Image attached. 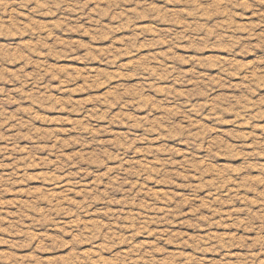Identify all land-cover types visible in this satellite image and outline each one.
Wrapping results in <instances>:
<instances>
[{
    "label": "rangeland",
    "instance_id": "obj_1",
    "mask_svg": "<svg viewBox=\"0 0 264 264\" xmlns=\"http://www.w3.org/2000/svg\"><path fill=\"white\" fill-rule=\"evenodd\" d=\"M4 3L0 236L12 229L24 239L15 252L0 249V264H251L247 215L264 222V87L258 81L247 94L241 88L249 76L257 80L246 66L264 60V47L253 41L248 50L229 37L233 28L249 33V24L223 19L219 0H12L7 12ZM161 63L173 78L161 70L156 93L140 87L144 77L135 71H121L138 65L157 72ZM229 67L234 72L224 83ZM121 94L150 106L153 128L165 127L163 113L190 104L185 124L207 132L205 146L189 151L179 121L167 143L144 144L149 109L121 111ZM246 103L256 105L247 108L250 118L233 110ZM105 110L110 119L102 118ZM98 129L127 152L122 175L109 179L121 167L115 153L105 168L90 144L81 146ZM149 147L175 155L161 169L160 160L144 155ZM61 155L80 161L63 178L54 177Z\"/></svg>",
    "mask_w": 264,
    "mask_h": 264
},
{
    "label": "clouds",
    "instance_id": "obj_2",
    "mask_svg": "<svg viewBox=\"0 0 264 264\" xmlns=\"http://www.w3.org/2000/svg\"><path fill=\"white\" fill-rule=\"evenodd\" d=\"M30 0H25V3H29ZM170 3L175 4L176 0H169ZM12 4V0H5V3L3 4V10L5 12L10 10ZM219 6L222 10H226L225 15L222 17L223 19H228L231 17L232 19L240 18L244 22L249 24L250 32L245 34H240L236 32V30L233 28L229 32V37L237 39L239 41V44L241 47L244 46V44L248 45V50H254L253 49V41L258 42V46L264 47V0H219ZM193 11H195L193 9ZM199 15V13H196ZM221 17H217L216 19H220ZM212 20H205V24H211ZM235 47H233L232 51L229 53L230 55L235 54ZM248 59H251L250 57ZM157 72H151L148 71L145 73V71L140 68L138 65L133 66H125L121 69V71H135V73L138 76L144 77V79L141 81L140 87L143 90H146L149 93H156L159 88V75L158 73L163 70L167 73V78L172 79L173 73L168 70L167 67L163 63L158 64L157 66ZM179 68L180 66L177 65ZM190 67L195 68L194 65H190ZM227 67V66H226ZM256 70L258 72L257 80L251 79L249 76L248 79L244 81V84L247 85V87L242 86L241 92L247 94L250 90L253 89V86L257 84L259 81L260 87H264V60H262L259 64L255 65H249L246 66V71L248 73H251L253 70ZM201 70L199 68H195V73H199ZM234 72L233 69L230 67L227 68V71L224 72V76L221 77V81L224 83H228L227 77L232 75ZM183 75V73H181ZM191 79H193L196 87H201V81L198 76L195 74L190 76ZM181 86H185L188 83L187 79H182L179 81ZM230 86V84H229ZM143 94V93H142ZM171 95L173 98L176 97V93L173 90L171 92ZM169 99L167 96H165L162 99V103L166 104L169 103ZM119 105H122L121 111H123L125 108L130 109V107H137V108H146L149 109V120L147 122L142 121V125L145 129L144 132V144H151L154 141H159L161 144L167 143L171 137H170V131L176 127L177 121L183 127L180 129V135L181 138L187 137L191 142L188 145V150L193 151V149L197 147V144L200 145L201 148L205 146L207 132L196 129L195 132L193 131L192 124L194 122L190 121L189 123L185 124V114H190L194 109L193 107L189 105H181L183 107V111H179L178 109H174L172 112H165L159 117V123L161 125H164V128H153L151 124V117L152 114L150 113V106L143 104L142 101L139 100L138 97H131L126 98L123 94H121L120 100L116 102ZM179 103V101H177ZM256 105H248L247 103L242 106H236L233 104V110L237 113H243L244 118H250L251 114L247 111L248 107H255ZM203 104H197L196 109L202 110ZM98 112V110H97ZM199 114V112H197ZM93 119H96V115H92ZM102 118L110 119L109 111L105 110L104 116ZM99 136H94L91 134V130L88 132L87 138H81L80 144L83 147L86 144H90L93 149H95L97 155L99 158L104 161V167H108V158L112 153L116 154V158L119 160L121 167L119 168H113V170L109 173V179L111 176L115 175H122L123 173V161L125 158V152L123 155L120 154L121 149L118 148L115 144H108L107 139H104L105 132L98 129ZM153 132H155V135H151ZM129 135H133L132 127L129 126ZM137 140H139V137H136ZM127 144H130L131 141H127ZM214 147V146H213ZM132 151L134 152L135 149L133 148ZM62 153V150H61ZM58 153V154H61ZM107 154V155H106ZM144 155L153 157L154 159H158L161 161V164L159 167L161 169L166 168L167 164L171 163L172 158L174 157V153L168 157H163L159 153L156 152L154 148H145L144 149ZM251 155V153H249ZM209 158H211V149L209 150ZM235 163H239V161H236ZM80 161L78 158H73L72 161L64 160L62 155L61 159L55 163V174H59L61 178L64 177V175L67 172H70L73 170L74 165H79ZM134 166V165H133ZM154 166H157L154 164ZM94 171L99 172V169H94ZM79 174V172L77 173ZM158 175H164V172L161 171L158 173ZM53 177V178H54ZM127 177L122 176L121 181L118 182L120 186L123 185V179H126ZM135 178V177H133ZM101 180H104V177L100 178ZM146 179V177H145ZM247 220L251 222V228L252 231L249 233H246L245 235L249 237V239H246L244 242V248L250 249L248 252V258L251 262V264H264V222H257L256 219L252 215H247ZM245 225H241L240 227H244ZM258 233V239L253 240L251 237L254 234ZM23 236H17L15 231L12 229H9V233L7 236H0V249H6L10 252H15L16 247L19 244V241L23 240ZM227 244V241H225V245ZM32 247H29L26 249V251H32ZM244 249H237L234 246L232 247V251H243ZM55 254V253H53Z\"/></svg>",
    "mask_w": 264,
    "mask_h": 264
}]
</instances>
